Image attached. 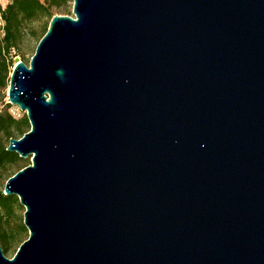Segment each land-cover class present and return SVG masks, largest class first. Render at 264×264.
<instances>
[{"label":"water","instance_id":"obj_1","mask_svg":"<svg viewBox=\"0 0 264 264\" xmlns=\"http://www.w3.org/2000/svg\"><path fill=\"white\" fill-rule=\"evenodd\" d=\"M72 1L10 71L0 264H264V0Z\"/></svg>","mask_w":264,"mask_h":264},{"label":"trees","instance_id":"obj_2","mask_svg":"<svg viewBox=\"0 0 264 264\" xmlns=\"http://www.w3.org/2000/svg\"><path fill=\"white\" fill-rule=\"evenodd\" d=\"M71 3L72 0H8L5 7L0 6V247L3 255L10 258L24 242L27 230L16 213L21 210L18 199L15 196H4L1 185L29 166V163L18 158L15 153L6 151V148L10 139H20L30 127L25 115L16 119L9 113L11 106L5 103L4 91L8 88L13 57L20 53L30 25L39 20L44 22L37 36L40 41L51 19ZM15 219L18 221L14 224Z\"/></svg>","mask_w":264,"mask_h":264},{"label":"rangeland","instance_id":"obj_3","mask_svg":"<svg viewBox=\"0 0 264 264\" xmlns=\"http://www.w3.org/2000/svg\"><path fill=\"white\" fill-rule=\"evenodd\" d=\"M7 3H8V0H0V6L2 8L5 7V5ZM72 6H73V1L66 9H64L62 12H59L55 16L74 18V16L72 15ZM43 26H44V22L41 20L36 21L35 23L30 25L29 29L27 30V34L23 40V43L21 44L20 53H17L14 55L13 61L19 60L20 62L24 63L28 67L29 61H30L31 57L34 55L35 49L39 43L37 36H39ZM7 89L4 91L5 96L7 94ZM5 103H7V97L5 99ZM1 109H2V107L0 106V110ZM9 113L16 119L21 118L25 115V113L20 112L17 107H13V106H11V108L9 109ZM24 161L29 163V165H30V158H28ZM5 183H6V181L2 182V185H1L2 189L4 188ZM16 213H17L18 219H20L22 221L24 208L21 206V210L17 211ZM17 221L18 220L15 219V220H13V223L15 224V223H17ZM27 238H28V232H27V235L23 241H25ZM6 258L11 259L9 256Z\"/></svg>","mask_w":264,"mask_h":264}]
</instances>
